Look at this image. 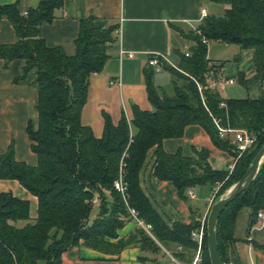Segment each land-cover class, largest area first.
<instances>
[{"label": "trees", "instance_id": "1", "mask_svg": "<svg viewBox=\"0 0 264 264\" xmlns=\"http://www.w3.org/2000/svg\"><path fill=\"white\" fill-rule=\"evenodd\" d=\"M210 1L228 8L221 15L204 17L195 31L180 32L193 46L188 56L176 52L179 62L175 67L160 59L162 70L175 78L173 93L160 92L153 82L154 70L145 69L144 83L152 109L132 104L131 118L122 113L117 123L103 112L99 137L81 122V112L89 79L106 63L118 25L94 16L80 19L74 53L68 55L60 46L48 47L39 35L41 26L54 19L62 0L41 1L26 14L17 4L0 7V19H8L16 34L15 43L0 46V58L6 66L21 60L18 79L33 74L30 84L37 95V121L26 126L36 163L17 160L13 143L0 154V178L15 179L36 196V217L30 220L27 199L0 191V264H61L62 253L78 245L108 254H117L130 245L157 252L155 240L140 226L118 237L117 230L129 217L128 207L151 225V234L158 241L196 248L191 232L198 229L200 221L192 216L188 223L175 220L168 225L142 190L139 173L147 151L153 148L152 175L172 182L180 198L187 199L189 187L208 185L212 189L220 184L217 197L241 178L264 143L263 91L257 97L225 96L219 87L225 62L211 66L207 59L209 42L251 50L250 74L237 72L235 80L245 89L256 81L260 84L264 79V0ZM187 125L200 126L215 148L231 156L232 170L213 167L209 150L203 146H192L191 155L162 148L164 139L181 137ZM219 126L245 130L254 137L255 148L250 146L238 156L231 133L220 136ZM120 176L126 203L114 188ZM95 196L98 209L90 221ZM241 209L249 210L248 227L259 211L264 213V162L255 179L219 216L216 237L223 264L237 263L232 247L237 241L235 219ZM21 220L25 222L17 225ZM200 256V264H210L206 220ZM139 259L143 264H155V259L146 255Z\"/></svg>", "mask_w": 264, "mask_h": 264}, {"label": "crops", "instance_id": "2", "mask_svg": "<svg viewBox=\"0 0 264 264\" xmlns=\"http://www.w3.org/2000/svg\"><path fill=\"white\" fill-rule=\"evenodd\" d=\"M41 1L44 0H0V7L17 4L24 14ZM227 8L226 5L215 4L210 0H62V6L54 11V19L41 26L39 35L48 47L60 46L66 54L72 55L73 40L77 36L80 19L94 16L108 24L118 25L116 39L107 51L109 57L106 63L101 72L93 74L89 79L87 98L81 112V122L90 126L94 135L99 137L103 130V112L110 115L113 123H117L122 113L127 119L131 118L132 104L141 109H152L143 75L145 69H151L147 64L148 58L159 55L175 67L179 62L176 52L188 53L193 46V42L185 39L180 32L187 34L195 31L204 17L221 15ZM15 42L13 25L8 19L1 18L0 46ZM225 45L235 46L230 47L232 53L229 58H210L207 46L209 65L217 66L225 62L223 80L219 83L222 93L236 98L259 96V83L249 84L245 89L241 85L237 86L235 80L237 72L250 74L252 51L242 50L233 44ZM22 67L21 60H13L6 66L0 58V154L13 143L17 160L35 164L36 156L30 149L26 126L29 121L33 124L37 121V95L30 84L33 74L18 79ZM162 72L168 71H154L153 76V82L160 92H164L161 83L167 82L169 78ZM168 74L172 78L173 93L175 78L171 73ZM192 146L208 148L213 167L222 168L217 163L218 159L222 160L224 167L233 161L225 151L213 146L208 135L198 125H187L181 137L162 141V148L170 153L180 150L184 155H191ZM152 152L153 148L146 153L144 166L139 173V183L153 207L168 225L175 220L188 223L192 216L200 223L203 222L210 207V187L200 185L203 191L201 196L195 192L199 186L191 187L194 198H180L172 182L158 180L152 175ZM206 186L208 190L204 191ZM0 191H9L14 196L27 199L29 216L31 219L36 217V196L17 180L0 178ZM93 202L94 206H98L97 196ZM258 213L250 227L248 209H241L236 215L234 237L237 241L232 247L237 262L235 264H264V213L261 211V216ZM136 226L129 214L125 224L117 230L118 237L129 234ZM155 242L159 250L154 253L140 250L134 245L123 248L117 254L78 245L62 253L61 264H143L140 255L155 259V264H191L197 252V245L195 249H185L170 241ZM178 253L182 255L180 259L176 257Z\"/></svg>", "mask_w": 264, "mask_h": 264}, {"label": "water", "instance_id": "3", "mask_svg": "<svg viewBox=\"0 0 264 264\" xmlns=\"http://www.w3.org/2000/svg\"><path fill=\"white\" fill-rule=\"evenodd\" d=\"M264 162V143L254 154L249 166L245 173L228 187L222 194L215 197L209 207L206 217L207 228V250L209 255L210 264H223L217 246L216 226L220 214L225 207L243 190H245L250 183L255 179L262 164Z\"/></svg>", "mask_w": 264, "mask_h": 264}, {"label": "built area", "instance_id": "4", "mask_svg": "<svg viewBox=\"0 0 264 264\" xmlns=\"http://www.w3.org/2000/svg\"><path fill=\"white\" fill-rule=\"evenodd\" d=\"M202 42L207 44V41L205 39H202ZM131 56L132 55H129V57ZM185 56H188V54L185 53ZM160 59L166 64H168L165 58L159 55H152L151 57H149L147 64L154 71L156 72L160 71L162 70V63L160 62ZM168 65H171V64H168ZM229 82L231 83L232 81H229ZM261 83L264 84V79L261 81ZM218 129H219L220 136L222 137H224L226 133L228 132L231 133L232 142L236 145V148L238 152L240 153L245 151L247 148H249L254 142V137L243 129L221 128L220 126L218 127ZM114 186L116 187L117 190L121 191L123 199H125L124 197L125 185L123 183L121 176L114 181ZM186 194L190 198H194V193L192 192L191 187L186 189ZM128 211H129L130 216L135 220L136 224L140 226L141 228H143L145 231L149 232L151 225L149 223L143 222V220L138 217L135 209L128 207ZM261 214H262L261 212L258 213L259 216H261ZM191 236L196 241V245H197V252L191 264H197V261H199V258H200L201 244L204 238V222L200 224L197 230H193L191 232Z\"/></svg>", "mask_w": 264, "mask_h": 264}, {"label": "rangeland", "instance_id": "5", "mask_svg": "<svg viewBox=\"0 0 264 264\" xmlns=\"http://www.w3.org/2000/svg\"><path fill=\"white\" fill-rule=\"evenodd\" d=\"M230 47H235V46H227L225 44H221V43H218V42H210L209 45H208V51H209V56L210 58H215V57H218V58H229L230 57V54L232 53V48ZM235 49V48H233ZM252 69V68H251ZM163 75L165 77H167V75L169 76V78H167V82L166 81H163V83H161V87L162 89L164 90L165 93L167 94H171L172 93V84H171V75L168 74V72H162ZM169 79V80H168ZM257 82V81H256ZM258 84V82H257ZM259 85V90L260 92L263 91V94H264V84H262L260 82ZM237 86H240V84ZM229 133V132H228ZM232 141V140H231ZM233 143V142H232ZM254 143V142H253ZM251 147H254L255 148V145H251ZM252 149V148H251ZM244 152V151H243ZM242 153V152H241ZM240 152H238V156L241 154ZM217 163L219 165H221V167H224L225 164L222 162V160L218 159ZM233 164H234V160L232 161V163L229 165V166H226L225 168H228L229 170H232L233 168ZM221 185L220 184H217L216 186H214L212 189H211V195H210V205L211 203L213 202L214 198L216 197V193H217V190L219 189ZM114 188L116 189V187L114 186ZM207 189H203L204 191H207L208 190V187L206 186ZM106 190V189H105ZM116 191L120 192V190H117ZM195 192L197 193L198 196H201V193L203 192L202 191V187H196L195 189ZM126 203V200L123 199ZM209 205V206H210ZM132 208V207H131ZM97 209H98V206H94L92 211H91V214L89 216V220L92 221V219L95 217L96 213H97ZM209 211V210H208ZM261 212V211H260ZM208 214V213H207ZM142 219V218H141ZM31 220V218H30ZM143 220V219H142ZM206 220V218L203 220V222ZM25 221H17L16 224L17 225H20L21 223H24ZM143 222H145L143 220ZM202 223V222H201ZM200 223V224H201ZM151 229V228H150ZM147 232V231H146ZM150 236L153 237L154 240H157L152 234H151V231L149 230V232H147ZM194 260V259H193ZM200 260H201V256L199 258V261H197V264H200ZM193 262V261H192ZM39 264H44L43 261H41Z\"/></svg>", "mask_w": 264, "mask_h": 264}]
</instances>
